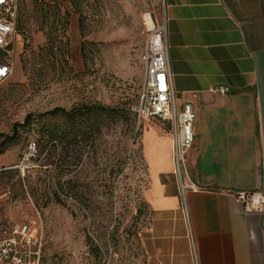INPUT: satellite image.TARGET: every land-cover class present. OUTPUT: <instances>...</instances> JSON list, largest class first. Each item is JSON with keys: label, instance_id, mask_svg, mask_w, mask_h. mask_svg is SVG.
Wrapping results in <instances>:
<instances>
[{"label": "rangeland", "instance_id": "rangeland-1", "mask_svg": "<svg viewBox=\"0 0 264 264\" xmlns=\"http://www.w3.org/2000/svg\"><path fill=\"white\" fill-rule=\"evenodd\" d=\"M152 12L162 0H18L14 53L0 49L14 70L0 82V206L38 230L42 264H147L145 136L166 135L136 112Z\"/></svg>", "mask_w": 264, "mask_h": 264}, {"label": "crops", "instance_id": "crops-1", "mask_svg": "<svg viewBox=\"0 0 264 264\" xmlns=\"http://www.w3.org/2000/svg\"><path fill=\"white\" fill-rule=\"evenodd\" d=\"M165 4L177 104L195 111L188 172L199 191L182 197L172 139L147 129V264H264V215L246 214L233 195L261 187L264 0ZM3 218L0 206V238Z\"/></svg>", "mask_w": 264, "mask_h": 264}, {"label": "built area", "instance_id": "built-area-1", "mask_svg": "<svg viewBox=\"0 0 264 264\" xmlns=\"http://www.w3.org/2000/svg\"><path fill=\"white\" fill-rule=\"evenodd\" d=\"M165 0L162 8L165 11ZM158 19L149 13V24L144 45L145 79L136 112L141 120L156 122L172 139V162L174 176L182 197L186 192L199 191L192 183L188 172V153L195 142V111L191 104L179 107L173 89L168 59L167 21L165 12ZM18 0H0V49L14 53L13 44L17 37ZM24 43H29L24 38ZM11 64L0 66V82L13 74ZM225 94L227 89L215 90ZM36 144L30 146V155L36 152ZM261 187L254 191L237 192L234 195L246 214L264 215V150L261 161ZM43 237L29 224L8 223L2 228L0 238V264H42Z\"/></svg>", "mask_w": 264, "mask_h": 264}, {"label": "trees", "instance_id": "trees-1", "mask_svg": "<svg viewBox=\"0 0 264 264\" xmlns=\"http://www.w3.org/2000/svg\"><path fill=\"white\" fill-rule=\"evenodd\" d=\"M48 42L53 46V44H54V41H52V39L51 38H48ZM4 65H6V64H4ZM91 114H96V112H94L93 110H92V112H90ZM60 114H62V115H64V116H66L67 118H71L72 119V117H75L76 116V114H74V113H66L64 110H62V109H56V110H54L53 112H51V114L50 115H60ZM31 120V118H29L28 119V121H30ZM72 121L74 122L75 121V118L74 119H72ZM49 136L51 137V138H54V137H56V136H54V134H53V132L52 133H50L49 134ZM65 134H61L60 136H57V139L58 140H64V139H66L65 138ZM36 144V147H37V143H35ZM4 154V151L1 149V147H0V156L1 155H3ZM4 174H7V173H4Z\"/></svg>", "mask_w": 264, "mask_h": 264}, {"label": "bare ground", "instance_id": "bare-ground-1", "mask_svg": "<svg viewBox=\"0 0 264 264\" xmlns=\"http://www.w3.org/2000/svg\"><path fill=\"white\" fill-rule=\"evenodd\" d=\"M147 23H150V22H149V17H147Z\"/></svg>", "mask_w": 264, "mask_h": 264}]
</instances>
